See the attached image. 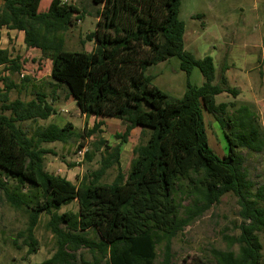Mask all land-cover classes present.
I'll return each mask as SVG.
<instances>
[{
	"label": "trees",
	"instance_id": "obj_1",
	"mask_svg": "<svg viewBox=\"0 0 264 264\" xmlns=\"http://www.w3.org/2000/svg\"><path fill=\"white\" fill-rule=\"evenodd\" d=\"M0 1V28L22 31L25 46L51 60L52 86L65 87L84 116L117 118L124 126L113 134L120 140L115 145L99 135L101 120L88 129L85 125L81 133L67 121L62 126H38L29 136L21 122L47 119L55 112V98L47 101L44 93L35 91L29 100H11L10 91L21 92L31 79L23 75L17 84L0 73V171L14 182L8 189L2 179L0 187L12 208L27 213L20 233L27 254L37 251L34 229L45 213L46 226L56 239V251L46 263L69 264L74 253L85 248L93 254L94 264H172V239L232 193L241 219L235 238L238 248L220 253L218 263L262 264L264 176L258 184L249 179L242 150L263 152L264 138L254 112L245 106L234 110V102L216 103V95H235L236 89L227 87L223 70L213 83L211 56L196 58L184 49L185 24L178 16L181 0H99L96 28L87 35L94 42L90 51L64 46L63 33L84 17L75 4L50 0L40 11L41 0ZM172 56L179 58V68L187 75L197 67L204 78L201 86L187 81L180 98L159 90L151 83L152 76L145 74L149 66ZM0 67L10 75L24 72L21 57L6 48H0ZM204 112L223 131L227 151L222 156L209 146ZM136 127L146 139L133 147L124 174L121 146ZM92 136H96L93 150H102L99 167L78 184L45 169L44 156L51 150L41 143ZM92 153L85 152L88 161ZM111 168L117 171L115 178L101 183ZM185 185L191 204L181 217L174 192ZM73 201L77 212H58ZM89 232L97 238H90ZM160 244L162 259L156 262Z\"/></svg>",
	"mask_w": 264,
	"mask_h": 264
},
{
	"label": "rangeland",
	"instance_id": "obj_2",
	"mask_svg": "<svg viewBox=\"0 0 264 264\" xmlns=\"http://www.w3.org/2000/svg\"><path fill=\"white\" fill-rule=\"evenodd\" d=\"M73 3L84 13L82 19L76 20L65 33H63L64 46L68 50L90 51L94 42L87 39V35L95 30L97 22V11L101 8L99 0H63ZM50 0H41L39 10H45ZM2 5L0 1V6ZM199 14L198 18L192 17ZM179 19L185 24L184 49L191 52L196 58L206 55L212 57L214 62L215 77L220 72L224 63H232L240 67L243 63H251L252 57L248 50L242 48V43L236 39L246 32L253 30V36L262 33L260 44L264 48V0H181L179 7ZM191 37V39H190ZM234 39L235 45L231 55L226 59L225 51L230 49L229 42ZM0 47L6 48L13 56H20L23 60L24 75L30 77L21 92L11 90V100L19 97L24 100L32 98L35 91L46 95L47 101L52 97L54 113L47 119L35 121H23L20 126L30 136L38 126H46L54 123L59 126L67 121L73 124L74 131L81 133L86 125L87 129L93 124V118L82 116L73 100L67 96L65 87L52 86L53 80L50 76L51 60L41 55L37 49L27 48L21 35L15 28L10 31L4 30ZM253 50V49H252ZM251 50V51H252ZM251 54L260 55L261 47L254 49ZM180 60L172 56L163 62L149 66L145 74L151 75V83L159 90L165 92L172 98H180L186 90V83L201 86L204 78L197 67H194L189 75L179 68ZM246 65V64H245ZM264 68V63H263ZM1 75L9 76L15 83L19 84V74H9L0 67ZM213 83H217L216 78ZM2 87V83H0ZM54 91V94H53ZM53 94V95H52ZM224 100V96H216V101ZM233 110H230V113ZM204 121L207 130L209 146L213 151L222 156L227 151V144L223 131L213 117L204 112ZM123 125V124H122ZM120 126L104 127L103 133L99 135L110 144L115 145L120 140L115 139L113 134ZM102 130V128H101ZM123 131V127L121 132ZM259 131L264 133L260 126ZM96 136L90 138H71L67 142L41 143L45 149L51 150L44 156L45 169L57 174L71 182L78 184L81 178L90 171L99 167L101 151H94L93 141ZM146 135H141L136 130L128 136V143L123 145L121 154V169L127 174L129 164L133 156V147L143 142ZM80 145H84L80 148ZM84 150L80 154L78 151ZM86 151H92L91 160L85 157ZM245 155V167L249 179L258 184L264 176V151L261 153L242 150ZM116 169L111 168L100 179L101 183H111L116 176ZM5 179L6 187L12 189L14 182L7 180L0 171V180ZM189 187H177L174 192L175 200L180 203V216H186L185 207L191 204V198L187 197ZM78 204L73 201L63 205L59 213L65 211L77 212ZM239 205L237 198L232 193H226L217 204L212 205L202 215L193 219L181 232L171 241L172 264H219V254L226 251H237L238 245L235 238L239 235V224L241 219L238 215ZM49 215L43 213L34 229V236L37 240V251L27 254L28 247L23 244L24 237L20 234L27 224V213L20 209L12 208L5 200L4 190L0 187V264H49L46 263L56 251V239L47 228L46 223ZM90 238H97L95 232H89ZM259 238L262 244V264H264V234L260 233ZM162 244L156 248L157 260L162 259ZM67 264V263H63ZM69 264H94V257L85 248H80L74 253V258ZM103 264V262L99 263Z\"/></svg>",
	"mask_w": 264,
	"mask_h": 264
},
{
	"label": "crops",
	"instance_id": "obj_3",
	"mask_svg": "<svg viewBox=\"0 0 264 264\" xmlns=\"http://www.w3.org/2000/svg\"><path fill=\"white\" fill-rule=\"evenodd\" d=\"M4 30L10 31L11 27L0 28V41L3 38ZM17 32H19L21 38L23 39V32L18 30ZM253 33H254L253 30H251L243 34L240 38L236 36L238 33H235L236 39L242 43V48H245L250 52L248 53V55L250 54V56H253L251 63L249 62L243 63L242 61L240 67L235 66V61L230 64L224 63L217 77H215V71H214V79L216 78L218 82L220 78V73L223 70V76L227 87L236 89V94L232 95L228 92H221L218 95L224 96V100L220 102H226V103L234 102L235 103L234 110L238 109L239 107L245 106L248 110L254 112V115L256 117V124L258 125V127L260 128V126H262V128H264V68H263L264 48L260 44V40L262 39L261 38L262 33L258 35L254 34V36L252 35ZM183 42H184V36H183ZM235 42L236 41L234 39H232V41L229 42V46L231 48L225 51L226 59L231 55V52L233 51L232 48L234 47ZM259 47H261L260 55L256 56V53L252 55L251 53L255 52L254 49ZM216 96H215V101H216ZM220 102L216 101V103H220ZM81 115L84 116L83 114ZM90 118H93V122L95 120L102 121V125L100 127L102 128L101 133L104 132L103 131L104 127L108 129L111 126H118V125L120 126L119 127L120 129H117V132H121L122 127L124 130V126L122 125V122L117 118H95L94 116H90ZM138 129L141 130L140 127H136L132 129L130 134H133ZM262 132L260 133L261 136L264 138V133ZM128 141L126 143H128ZM122 152H123V145L121 146V154ZM121 154H120V163H121Z\"/></svg>",
	"mask_w": 264,
	"mask_h": 264
},
{
	"label": "built area",
	"instance_id": "obj_4",
	"mask_svg": "<svg viewBox=\"0 0 264 264\" xmlns=\"http://www.w3.org/2000/svg\"><path fill=\"white\" fill-rule=\"evenodd\" d=\"M23 75H24V73H23V72H21L20 76H21V77H23ZM78 152H79L80 154H82V153H84V150H82V151H81V150H79Z\"/></svg>",
	"mask_w": 264,
	"mask_h": 264
},
{
	"label": "water",
	"instance_id": "obj_5",
	"mask_svg": "<svg viewBox=\"0 0 264 264\" xmlns=\"http://www.w3.org/2000/svg\"><path fill=\"white\" fill-rule=\"evenodd\" d=\"M147 106H149V105H147Z\"/></svg>",
	"mask_w": 264,
	"mask_h": 264
}]
</instances>
